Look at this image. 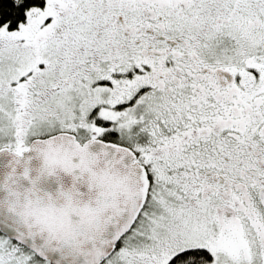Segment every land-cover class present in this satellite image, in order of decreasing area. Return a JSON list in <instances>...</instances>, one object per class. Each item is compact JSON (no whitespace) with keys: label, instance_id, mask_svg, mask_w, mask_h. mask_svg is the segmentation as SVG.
<instances>
[{"label":"snow or ice","instance_id":"obj_1","mask_svg":"<svg viewBox=\"0 0 264 264\" xmlns=\"http://www.w3.org/2000/svg\"><path fill=\"white\" fill-rule=\"evenodd\" d=\"M0 264H264V0H0Z\"/></svg>","mask_w":264,"mask_h":264}]
</instances>
